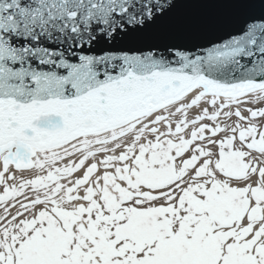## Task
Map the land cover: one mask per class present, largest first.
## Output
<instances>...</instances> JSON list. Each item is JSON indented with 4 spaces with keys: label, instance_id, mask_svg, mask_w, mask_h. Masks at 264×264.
<instances>
[{
    "label": "snow or ice",
    "instance_id": "snow-or-ice-1",
    "mask_svg": "<svg viewBox=\"0 0 264 264\" xmlns=\"http://www.w3.org/2000/svg\"><path fill=\"white\" fill-rule=\"evenodd\" d=\"M0 264H264V0H0Z\"/></svg>",
    "mask_w": 264,
    "mask_h": 264
}]
</instances>
